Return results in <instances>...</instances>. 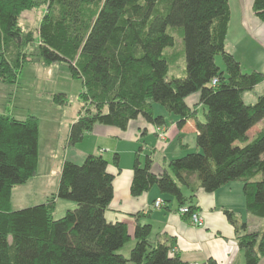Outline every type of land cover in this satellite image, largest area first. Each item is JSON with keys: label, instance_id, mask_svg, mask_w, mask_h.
Segmentation results:
<instances>
[{"label": "trees", "instance_id": "obj_1", "mask_svg": "<svg viewBox=\"0 0 264 264\" xmlns=\"http://www.w3.org/2000/svg\"><path fill=\"white\" fill-rule=\"evenodd\" d=\"M41 6L34 37L18 20L23 11ZM251 9L264 21V0H253ZM230 15L228 0H0V80L16 82L25 63L67 65L83 85L67 146L96 124L123 130L139 115L155 128L164 126L169 120L154 112L161 105L174 115L177 129L191 122L196 147L155 171L150 154L138 158V146L131 195L156 185L185 208L181 214L188 219L197 209V188L213 192L241 180L245 209L264 217V126L251 138L247 132L264 119V93L253 103L242 100V92L264 74L245 71L226 50ZM174 31L180 49L173 48ZM33 40L36 45L27 50ZM179 59L185 61L183 74L170 75ZM194 93L204 106L203 120L186 102ZM52 97L55 103L67 100L63 92ZM38 124L30 114L0 113V264H191L171 252V242L149 238L150 224L135 221L130 234L126 222L106 218L114 174L103 153L91 152L81 162L63 160L49 198L11 208V189L36 175ZM118 158L113 152L119 170ZM56 198L74 202L60 218L53 217ZM225 214L235 225L232 211ZM234 227L245 264H256L264 256V225L260 231L247 230L244 222Z\"/></svg>", "mask_w": 264, "mask_h": 264}, {"label": "crops", "instance_id": "obj_2", "mask_svg": "<svg viewBox=\"0 0 264 264\" xmlns=\"http://www.w3.org/2000/svg\"><path fill=\"white\" fill-rule=\"evenodd\" d=\"M228 1L231 15L224 42L226 50L239 60L240 66L245 71L255 68L263 70L264 68L255 61H249V59L246 61L245 56H250L248 55L251 52L249 43L255 45L261 52L264 50V21H260L252 11L253 0H235L237 10L234 14L232 3L230 0ZM243 61H246V67L243 65ZM35 64H31L29 67L31 75L37 73ZM257 85H254L253 89ZM246 94L248 93L242 92L243 100L244 96L251 97ZM252 98L254 97L252 96L250 99ZM197 99L198 93H194L186 98V102L191 105ZM10 111L13 116V110L10 109ZM157 112L169 120L164 126L167 129L165 143L157 140V136L154 134L155 126L147 122L141 115L130 120L127 128L123 130L115 126L96 124L90 133L85 134L79 142L69 146L66 144L69 130L67 126L61 137L57 133L43 137L46 163V169L43 172L38 169L39 132L36 175L29 177L21 184H16L11 189V208L17 209L49 198V195L54 193L57 188L59 170L63 160L81 162L91 152H105L106 154L103 155L109 161L107 169L114 174L113 197L104 214L108 220L126 222L130 234L133 232L135 221L150 224L149 238L166 243L171 242L173 245L171 252L177 253L182 260L191 264L204 262L208 258L214 259L216 264H245L244 253L236 242L238 232L234 226L244 222L247 225V230L260 231L264 225V217H256L245 209L246 200L241 180L229 181L213 192L197 188L193 200L197 206L196 211H199L203 218V226L189 223L188 219L178 212L177 201L171 195L159 191L156 185L137 196H133L129 192L133 157L138 146L142 148L138 153V158L143 160L146 153L150 154L153 159L152 169L155 171L165 167L169 159L184 154L190 148L189 143L192 144L190 140H193L195 146L196 135L191 122L186 126V130L177 129L174 123L175 117L170 114L166 115L159 110ZM14 116L25 117L23 115ZM262 123L264 124V119L247 131L249 138L264 126H261ZM250 132L253 134L250 135ZM113 152L118 153L119 170L111 160ZM106 156H110L109 159ZM60 199L56 198L55 204L61 201L60 205L62 204L64 208L73 207L72 200L64 199L62 201ZM156 199H161L164 202L160 208L154 206ZM226 210L232 211L233 219L236 221L235 225L227 218ZM135 213L138 214L137 217ZM256 264H264V256H261Z\"/></svg>", "mask_w": 264, "mask_h": 264}, {"label": "rangeland", "instance_id": "obj_3", "mask_svg": "<svg viewBox=\"0 0 264 264\" xmlns=\"http://www.w3.org/2000/svg\"><path fill=\"white\" fill-rule=\"evenodd\" d=\"M232 3V12L233 14L237 10V5L235 0H230ZM235 3V4H234ZM44 9L43 7H37V8H31L30 10H25L20 14L19 23L24 29H32L34 32V37H36L35 28L38 25V20L40 19ZM174 37L175 42L173 45V48L180 49L182 48L181 45V39L178 37L177 32L174 31ZM250 44V53L245 56V60L249 59V61L253 62L255 61L260 66L264 68V50L261 52L257 47L251 43ZM36 43L32 42V44L28 45L26 48L27 50H31ZM171 50L172 48H167ZM256 50V51H255ZM242 52V51H241ZM217 64L220 65V68H222L221 58L217 56L216 58ZM246 61H243V65L246 67L247 63ZM34 64V63H33ZM23 70L22 73L20 72L18 75V78L16 82H2L0 80V112L9 113L12 115L11 110H13L14 115H33L36 116L38 119V130L40 132L39 134V166L38 169H40L42 172L46 169V163H45V152H44V141L43 137L49 136L53 133L59 134L61 137L65 131V128L68 126V124L75 119L77 116L81 105L82 100L79 96V93L83 90V85L81 83L80 78H75L72 76V74L69 73L67 65L63 63H54L51 65H42L40 63H36L37 65V73L35 75H31L29 73V67H31V64L25 63L23 64ZM185 61L184 59H179L177 63H175L174 66L169 68V74L175 75V76H181L183 74ZM51 67V68H49ZM248 68V67H247ZM256 70L262 72L264 74V69L259 70L255 68ZM56 92H63L66 96V103L60 104L55 103L53 100L52 95ZM244 93H248L246 95H251L254 98L250 99L247 96H244V101L247 103H253L257 97V95H260L264 93V80L254 89L251 90H245ZM243 100V99H242ZM192 105V104H191ZM194 107L196 108V113L199 118L203 120V110L204 106L202 103L198 102V99L194 101L193 103ZM155 112L157 110L168 114L164 111L163 107L159 104H155L154 106ZM172 114H170L171 116ZM174 117V115H172ZM264 124L262 123L261 126ZM165 126V125H164ZM156 127L154 129V134L157 136V140H160L161 142L165 143L167 141L166 132L167 129L164 127ZM253 132H250V135H252ZM192 142L189 143L190 148L187 151L194 150L195 146L193 145V140H190ZM187 141V142H190ZM72 149V148H71ZM186 151V152H187ZM103 154H106L103 152ZM108 154V153H107ZM109 155V154H108ZM109 157L110 156H106ZM177 157V156H176ZM126 159V154H125ZM128 163V162H127ZM64 200V199H60ZM59 200V201H60ZM61 202V201H60ZM60 202L58 204H55V208L53 211V217L54 218H60L61 215L65 212L66 209L62 204L60 205ZM162 206L164 202L160 199ZM74 203V202H73ZM74 206V204H73ZM156 207V206H155ZM180 208V207H179ZM178 208V212H179ZM131 242L125 246L124 253H128V249L130 248Z\"/></svg>", "mask_w": 264, "mask_h": 264}, {"label": "built area", "instance_id": "obj_4", "mask_svg": "<svg viewBox=\"0 0 264 264\" xmlns=\"http://www.w3.org/2000/svg\"><path fill=\"white\" fill-rule=\"evenodd\" d=\"M161 204L160 199H156L154 200V206L159 207V205ZM185 210L184 207H180L179 208V212L182 213ZM189 223H191L192 225H196V226H203L204 222H203V218L200 215L199 211H193V213L190 215V217L188 218Z\"/></svg>", "mask_w": 264, "mask_h": 264}]
</instances>
